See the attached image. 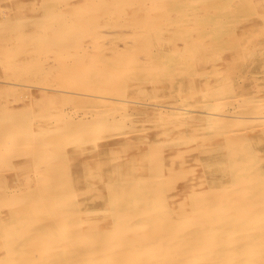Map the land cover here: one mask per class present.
<instances>
[{"label": "rangeland", "instance_id": "obj_1", "mask_svg": "<svg viewBox=\"0 0 264 264\" xmlns=\"http://www.w3.org/2000/svg\"><path fill=\"white\" fill-rule=\"evenodd\" d=\"M134 12L154 14L152 18L155 19L134 16L132 14ZM132 20L134 22H130ZM151 20L157 25L151 24L149 22ZM130 24L134 27L129 28ZM146 24L149 25L148 28ZM46 28L62 30L56 34L62 39L69 36L79 41H75V38L69 39L72 46L70 51L66 49L59 51V48L54 46L53 48L49 43H46L50 46L47 48L41 39L48 37L44 31ZM73 30H76L75 32L79 30L80 33H74ZM93 31L95 33H91ZM93 41L94 43L97 41L96 45L100 43L97 45L98 48L96 45L93 46ZM81 44L85 48L78 50ZM99 46H102L101 49ZM69 61L70 68L67 67ZM193 63L196 68H192ZM71 67L83 73L82 75L88 73V78L85 79L84 76V79L80 80L83 78L82 75L79 76L74 70L70 72ZM143 67L145 71L141 70ZM99 72L102 74L100 80L93 77L96 73L99 75ZM73 92L102 94L113 100L108 101L109 104H102L93 99L74 96ZM235 96L238 98H232ZM263 96L264 0H0V156L16 155L9 160L11 162L0 160L2 182L0 189L5 191L0 195L11 198L16 193L14 192L12 196L10 193L21 188L23 196H32L36 194L32 192L36 189L50 192L49 189L58 186L57 183L71 180L79 181L82 189H89L85 197L90 201L97 195H102L100 188L106 185V182L115 179L116 173H130L135 179L141 177V180L147 179L148 174L152 175L148 171V166L153 165L151 157L157 152L158 155L160 152L161 157L167 158L163 164H171L172 169H178L179 162L170 161L168 156H173L171 152L177 146L171 139L183 136L188 139L186 144L188 153L185 157H190L185 167L187 170L182 171L183 175H176L172 185L171 183L166 184L168 186L164 185V188L173 190L168 196L171 197L170 200L176 201L171 202L188 204L193 200L195 204L198 198L207 197L241 199L245 204L254 203L247 211L248 215L255 223L263 224L264 124L250 119L261 117L264 121ZM68 98L72 100H67ZM114 98L121 101H114ZM133 100L149 104V107L135 108L130 102ZM241 103L243 105H239ZM156 105L168 108L159 112L155 109ZM168 105L172 108L170 109ZM255 106L258 108L255 109ZM179 109H194L195 112L191 116L182 117ZM205 112H209L210 117H206ZM226 114L234 117L230 120L224 119ZM239 118L243 119V123L237 121ZM9 125L13 128H8ZM221 131H233L235 134L233 132L228 134L242 137L241 148L244 149L243 156H247L246 159L236 162L231 159L237 158L239 147L237 145L219 146L222 141ZM164 141L168 143L155 147L154 143ZM42 142L46 145L43 146ZM70 143L73 145L68 147ZM36 147L39 150H47V152L42 150V153L40 151L39 155L45 153L44 156L48 157L38 158L39 155L34 154L38 152L35 150ZM60 148L66 151L68 163L57 162L53 158L61 154ZM43 159L48 161L45 162ZM33 163L36 166H33ZM30 164L33 171L29 168ZM167 170L163 168L160 172L163 174ZM67 171L71 172V176ZM97 172L102 173V176L88 175ZM159 177L158 179L155 177L156 180H163L161 176ZM174 185L178 187V192ZM232 190L241 192L234 194L235 191ZM190 197L193 199H189ZM11 203V200L6 202L8 206H3L1 210H13L14 205L15 208H19L16 206L17 203ZM100 203H102L100 208H103L104 202ZM203 211L205 210L196 209V212ZM258 229L248 227V230L241 234L248 237L237 245L253 243L256 236L261 234V230ZM254 248L264 253L263 245ZM258 257L260 256H255L249 261L251 263L261 261L264 256H261L260 260ZM260 263L263 264V262L257 264Z\"/></svg>", "mask_w": 264, "mask_h": 264}, {"label": "bare ground", "instance_id": "obj_2", "mask_svg": "<svg viewBox=\"0 0 264 264\" xmlns=\"http://www.w3.org/2000/svg\"><path fill=\"white\" fill-rule=\"evenodd\" d=\"M133 2H135V1H133ZM249 5H251V4H249ZM149 7H150V5H149ZM205 9H206V7H205ZM134 13H136V12H134ZM134 13H132L134 16H142L145 18L150 17V19L154 16V14H146V12H145V14H140L141 12L140 13L137 12L138 14L137 13L134 14ZM132 14H131V16H133ZM156 15H159V14H156ZM42 16H45V15H42ZM37 17H39V16H37ZM127 17H129V16H127ZM169 17H170V15H169ZM233 18H235V17L233 16ZM33 19H35V18H33ZM150 19H148V20H150ZM152 19H155V17ZM141 21H142V19H141ZM130 22H134V21L132 20ZM149 22H151V24L154 23V25H157V24H155V21L152 22V20H151ZM158 22H161V21H157V23ZM236 22H238V21H236ZM136 23H137V21H136ZM136 23H134V24L136 25V27H138V25ZM164 23H165V21H164ZM87 24H89V23H87ZM80 25H82V24H80ZM147 25L148 24H146V26ZM148 26H147V28H148ZM117 27H118V25H117ZM131 27H134V26H131V24H130L129 28H131ZM72 28L76 29V27H72ZM139 28H140V25H139ZM152 29H154V26L152 27ZM44 31L48 34V37L41 38L42 41H44L45 45H46V43H49L52 45V47L54 46L55 48L56 47L59 48V51H60V49L62 51L64 49H66L68 51H70V49H72L71 42L69 41V39L72 40L75 37L69 38V36H68V38L63 37V39H62L61 37L56 36V34L58 35V33H61L62 30H60V29L57 30L55 28H50V29L46 28ZM73 31H74V33L79 32V30H77L78 32H75L76 30H73ZM1 32H2V29H1ZM4 32H6V30ZM31 32H33V30ZM13 33H15V32H13ZM82 33H84V32L82 31ZM91 33H95V32L93 31ZM156 33H157V31H156ZM161 33H163V32H161ZM49 34H51L52 36H49ZM81 36H83V35H81ZM89 37H91V36H89ZM137 37H139V36H137ZM31 39H33V38H31ZM62 40H64L66 43L63 42ZM77 40L78 39H76L75 41H77ZM60 42L63 43V45ZM69 42H70V45H69ZM96 42L94 43V41H93V43H94L93 46L96 45ZM49 44L46 45V47L48 46L47 48L50 47ZM144 44L147 45V43H144ZM41 45H43V43ZM91 45H92V42H91ZM97 45H100V43L99 44L97 43ZM137 45H136V47H137ZM41 47L39 48V50L41 49ZM73 47L75 48V45ZM101 47H100V49H101ZM105 47H104V49H105ZM157 47H158V45H157ZM81 48L83 49L85 47L84 46L82 47V44H81L79 46L78 50H80ZM92 48H94V47H92ZM97 48H98V46H97ZM97 48H96V50H97ZM148 49H150V48L148 47ZM75 52H77V51H75ZM97 54L99 55V53H97ZM85 55H87V54H85ZM77 57L79 58L78 55H77ZM63 58H64V56H63ZM84 60H86V59H84ZM89 60H90V58H89ZM197 62H198V60H197ZM70 63L71 62L69 61V64L67 65L68 68H70ZM204 63H206V62H204ZM195 64L197 65L196 62H195ZM72 67H71V69H69V71L74 70V68L72 69ZM193 67H195L194 63H193L192 68ZM143 69H144V67L141 70L145 71ZM194 70H191V71L196 72ZM148 71H149V69H148ZM74 72H77V74L79 76H81L83 74L77 70H74ZM102 72H103V70H102ZM188 72H189V70H188ZM67 73H68V71H67ZM87 74L82 75L83 78H80V80H83L84 76L86 79V77L89 76ZM190 74H191V72H190ZM90 77H92V76H90ZM93 77L100 80V79H102V74H100V72H99V75L96 73V76H93ZM135 81H137V80H135ZM82 82H84V81H82ZM133 86H130V87H133ZM135 86H137V85H135ZM24 87L26 88L25 85H24ZM28 87H30V86H28ZM121 88H123V87H121ZM199 89H201V88H199ZM48 92H50V91H48ZM68 92H66V93H68ZM220 93H222V92H220ZM220 93H219V95H220ZM57 94H55V95H57ZM73 94H74V96L76 95L79 98H85L88 100L93 99L96 102L102 103V104H107L108 101H110L111 99L113 100V98L106 97L102 94H90V93H79V92H75V93L73 92ZM70 96H71V94H70ZM206 98H207V96H206ZM232 98L235 99L236 96L232 97ZM257 98H261V97H257ZM65 99H66V97H65ZM69 99H71V98H68L67 100H69ZM74 99L76 100V98H74ZM253 99L254 98H252V100ZM205 100H207V99H205ZM217 100L219 101V99H217ZM221 100H223V99H221ZM257 100H260V99H257ZM81 101H82V99H81ZM114 101L119 102L121 100L115 99ZM130 102L133 104V106L135 108H140V109L142 107H146L149 105V104L141 103L138 101L136 102L134 100L130 101ZM256 102L258 103V101H256ZM257 103H256V105L259 106V104H257ZM137 105H142V106L137 107ZM171 105H173V104L171 103ZM226 105H227V103H226ZM239 105H243V104L241 103ZM260 106H262V105H260ZM151 107H153V106H151ZM255 107H252V109ZM166 108H168V107L162 106V105L161 106H157V105L155 106V109H157V111H159V112H162L163 110L166 111ZM169 108L171 109L172 107L169 106ZM222 108H225V107H222ZM257 108L258 107H256L255 109H257ZM173 109L175 110L176 108H173ZM217 109H218V107H217ZM241 109H243V106ZM179 110H181V112L179 114L182 117L189 116V115L191 116L192 113L195 112L194 109H179ZM231 110H233V109H231ZM71 113L73 114V112H71ZM204 115L206 117H210L209 112H205ZM49 116H50V114H49ZM127 116H129V115H127ZM173 116H175V114ZM129 117H131V116H129ZM168 117H171V116H168ZM232 117H234V116H232ZM232 117L230 115L226 114L224 119L230 120ZM233 119H235V118H233ZM250 119L252 121L257 120L255 122H260V124H264V121L262 120L261 117H251ZM242 120L243 119L239 118L237 121H241V123H243ZM218 122H215V123H218ZM246 122H250V121H246ZM37 124H38V122H37ZM100 124H101V122H100ZM212 124H210V125L212 126ZM87 126H88V124H87ZM179 126H181V125H179ZM233 126L235 127V124ZM239 126H241V125H239ZM14 127H15V125H14ZM91 127H92V125H91ZM243 127H244V125H243ZM243 127H242V130H243ZM252 127H257V126H252ZM8 128H13V126H10ZM55 128H56V126H55ZM67 128H69V127H67ZM57 129L60 130L59 128H57ZM220 129L223 130V128H220ZM75 130H76V128H75ZM242 130H241V132H242ZM245 130H247V129H245ZM233 131H234V129H233ZM53 132H54V130H53ZM230 132L221 131L222 141L219 143V146H227V145L239 146L238 150H237V158L232 157L231 159H233L235 162L236 161H242L243 159H246V157H247V156H243L245 153H244V149L241 148V146H243L241 144V142H243L242 137L238 136V135L237 136H234L231 134L229 135L228 133H230ZM250 132H252V131H250ZM98 135H99V132H98ZM71 136H70V138H71ZM214 136H215V134H214ZM104 138H106V137H104ZM185 138L186 137L182 136V137L176 138L174 140L171 139V142H176L175 144L177 146H176V148H174L173 152H171V150H170V152L173 154V156H171V157L168 156V159L170 158V161L176 160V163L178 161L180 164L179 166H177V167H179L178 169H176V168L172 169L171 164H167V165L163 164L164 160L167 158L161 157L160 152H159V155L157 152L154 155H152V157H151L153 165L152 166L147 165L149 168V169L147 168L148 171H150L152 173V175L147 173L149 175V176L146 175L147 179L143 178L145 180H141L142 177L135 179V178H133V176L130 173H122V172L116 173L115 179H112L111 181L106 182L107 184L100 188L99 191H100V193H102V195H97L95 198L90 199V201H87L86 197H85V194L87 193V191H89V189L88 188L82 189L79 186L80 185L79 181H71V180L61 181V182L58 181L59 184L58 183L56 184L58 186L52 187L51 189H49L50 192H47L48 190L44 191V190H39V189H36V190L33 189L34 191H32V192H35L36 194L32 195V196H23L21 188H18V190L12 191L13 193H10V195L11 196H12V194L14 195V192L16 193V195L12 196L11 198H7V196L4 197V196L0 195V264H230L232 262L235 264H246V263L247 264H249V263L250 264H257L259 262H263V264H264V257L262 258L261 261H256L254 263L253 262L251 263V261H249L251 258H255V256L256 257L257 256H260V257L264 256V253H261L262 250H260V252H259V250L257 251L254 248V246H257V245H263L264 246V223L263 224L255 223V220L253 221V218H251L247 212V211H249L250 206L254 205V203L245 204L241 199H235V198H230V199L224 198V199H222V198H218V197L217 198L216 197H207V198H201V199L198 198V201L195 204H193V202H192L193 200H190L188 204H185V203L173 204L172 202H175L176 200L175 199H174L175 201H173V199L170 200L171 197H169L168 194L173 190L170 188H167V187L164 188V185L170 184V183L172 185V181L175 182V180H174L175 176L176 175L178 176V175L182 174V171L187 170L185 167L189 161L190 156L185 157V154L188 153V147L186 145L188 142V139H185ZM190 138L191 137L189 136V139ZM65 139H63V140H65ZM87 141L85 144H87ZM77 142H79V141H77ZM77 142L75 141V143H77ZM43 143L44 142H42L43 146L46 145L45 143L44 144ZM167 143H168V141H164V142L154 143V145H156L155 147H157V145L162 146V145L167 144ZM20 144H21V142H20ZM71 144L72 143H70V145H68V147L71 146ZM53 145H51V146H53ZM144 145H146V144H144ZM192 145H190V146H192ZM66 147H67V145H66ZM64 149H66V148L64 147ZM64 149H61V151H60L61 154L59 153L60 155H57L55 157L51 154L52 153L51 152L50 153L51 158L53 156V158L57 162L68 163L67 161H69V157L66 154V151ZM79 149H81V148H79ZM155 149H157V148H155ZM35 150H38V152L34 153V154L39 155L40 151L42 153L45 149H42L43 150L42 151L36 147ZM35 150H33V151L36 152ZM45 151L47 152V150H45ZM165 151H167V150H165ZM70 153H71V151H70ZM79 153L81 154V152H79ZM44 154L39 155L38 158H41V157L47 158L48 156H44ZM164 154L166 155V152ZM194 154H196V153H194ZM194 154H193V156H195ZM167 155H169V154H167ZM13 156H16V155H13ZM13 156H12V154L10 155V157H8V155H5L4 157L2 156L3 158L0 156V160L3 159V161H9ZM229 156L231 157L230 154H229ZM34 157H37V155L36 156L34 155ZM178 157H179V159H178ZM14 158L17 159L18 157H14ZM49 158H50V156H49ZM29 159H31V158L29 157ZM37 160H40V159H37ZM43 160L45 162L48 161V160L46 161L45 159H43ZM233 160H231V161L233 162ZM260 160H262V159H260ZM42 161L40 163H42ZM9 162H11V161H9ZM34 163H33V166L35 165ZM65 165H62V166H65ZM100 165H101V163H100ZM163 165H166V166H163ZM31 166H32V164L29 165V168ZM188 166H189V164H188ZM12 168L15 169L14 167H12ZM86 168H88V167H86ZM163 168L166 170L168 169V170L166 171V173L162 174L160 171H162ZM195 168H197V167H195ZM67 172L69 173V176H71L70 175L71 172L70 171H67ZM158 172L161 174H156ZM88 175H90V176H92V175L93 176H102V173L97 172V173H90ZM182 175H180V176H182ZM0 176H1V174H0ZM159 176H161L163 180H160V181L156 180V178ZM58 177H59V175H58ZM187 177L188 176H186V178ZM211 177L212 176H210V178ZM48 179L51 180L49 177H48ZM54 180L57 182L56 178ZM56 182H54V184ZM183 182H185V181H183ZM85 183H87V182H85ZM99 183H100V181H99ZM1 184H2V182H0V185ZM59 185H61V186H59ZM92 185H94V184H92ZM177 185H179V184H176V186ZM193 185H194V183H193ZM229 185H231V184H229ZM166 186H168V185H166ZM233 186H235V185H233ZM233 186H231V187H233ZM180 187L183 188V186H180ZM245 187H247V186L245 185ZM174 188H176L177 192H178V187H175V185H174ZM7 189H9V188H7ZM197 189H199V188H197ZM10 190H12V189H10ZM24 190H26V189H24ZM194 190H196V189H194ZM214 190H215V188H214ZM219 190H221V189H218V191ZM183 191H185V190H183ZM225 191H226V189H225ZM239 191L240 190H238V191L236 190L234 192V194H239L238 193ZM2 192H5V191L0 189V193H2ZM254 193H255V191H254ZM17 194H21V195H17ZM6 195H7V193H6ZM180 198H181V196H180ZM189 199H193V197H190ZM253 199L258 200L259 198H253ZM9 200H11V202H12L11 204L17 203L16 206L18 205L19 208H15L14 207L15 205L14 206L12 205L13 210L2 211L1 208L3 206H8V204H6V202H9ZM177 200H178V197H177ZM222 200H224V201H222ZM101 201L104 202L103 208L102 207L100 208V204H102V203H100ZM217 201H219V202H217ZM263 204H264V202H263ZM9 206L11 207L10 204H9ZM263 208H264V206H263ZM196 209H204L205 211H203L202 213L196 212ZM216 210H218L219 212ZM261 214H263V213H261ZM248 227H249V229H250V227H252L254 229L259 228L261 230L260 236L259 235L256 236V240L253 243L249 242V244H247V245H242V244L240 246L237 245L241 240H244L246 237H248V236L241 235L242 232L248 230ZM260 257H258L259 260H260ZM241 260H248V261L242 262ZM255 260H257V258Z\"/></svg>", "mask_w": 264, "mask_h": 264}]
</instances>
